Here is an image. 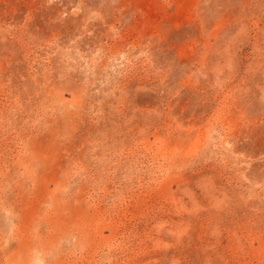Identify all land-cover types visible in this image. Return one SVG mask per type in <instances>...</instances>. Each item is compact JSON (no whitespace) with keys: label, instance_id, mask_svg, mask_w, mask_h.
Instances as JSON below:
<instances>
[{"label":"rangeland","instance_id":"obj_1","mask_svg":"<svg viewBox=\"0 0 264 264\" xmlns=\"http://www.w3.org/2000/svg\"><path fill=\"white\" fill-rule=\"evenodd\" d=\"M0 264H264V0H0Z\"/></svg>","mask_w":264,"mask_h":264}]
</instances>
